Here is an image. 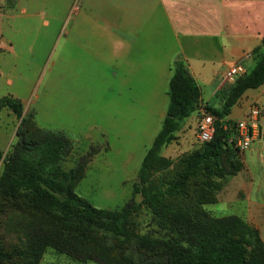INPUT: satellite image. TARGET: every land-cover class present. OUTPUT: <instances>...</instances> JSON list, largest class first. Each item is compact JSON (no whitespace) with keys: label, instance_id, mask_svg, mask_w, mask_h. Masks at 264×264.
<instances>
[{"label":"trees","instance_id":"obj_1","mask_svg":"<svg viewBox=\"0 0 264 264\" xmlns=\"http://www.w3.org/2000/svg\"><path fill=\"white\" fill-rule=\"evenodd\" d=\"M255 60L252 71L220 90V108L205 105L215 118L213 140L170 170L172 162L161 151L202 105L200 86L176 61L166 117L141 165L142 184L120 209L97 208L76 193L86 169L84 163L64 167L74 152L67 132L40 128L24 115L20 100L1 98L0 112L10 110L21 124L11 151L5 155L0 146V264H40L49 250L80 263L264 264V242L255 227L204 208L216 204L226 181L244 168L236 122L228 118L247 91L264 85V53L256 51ZM144 208L160 237L138 231L135 218Z\"/></svg>","mask_w":264,"mask_h":264},{"label":"rangeland","instance_id":"obj_2","mask_svg":"<svg viewBox=\"0 0 264 264\" xmlns=\"http://www.w3.org/2000/svg\"><path fill=\"white\" fill-rule=\"evenodd\" d=\"M20 4L15 21H11L16 31L6 30V36L14 42V53L0 52V99L20 100L24 115H32L40 128L67 132L74 152L64 167L84 163L86 169L76 193L97 208L120 209L132 199L136 184H142L141 165L162 128V114L166 115L169 105V84L161 85V79L156 78L113 79L106 70L92 72L88 65L81 68L80 62L61 55L59 21L47 26L50 18L42 15L29 23L21 11L27 10L28 0H20ZM91 74L100 77H88ZM210 81L204 84L200 80L204 98L216 90L221 78ZM218 101L215 97L211 104ZM204 108L202 102L200 110L175 133V140L162 149L161 156L172 162L170 170L203 145L198 139V124ZM20 124L10 110L0 112V146L5 155L17 141ZM3 166L0 161V174ZM236 177L226 181L217 193L218 202L205 205L206 211L215 217L241 216ZM135 199L140 203L141 194ZM135 222L142 234H162L145 208ZM40 264L99 263H80L49 250Z\"/></svg>","mask_w":264,"mask_h":264},{"label":"crops","instance_id":"obj_3","mask_svg":"<svg viewBox=\"0 0 264 264\" xmlns=\"http://www.w3.org/2000/svg\"><path fill=\"white\" fill-rule=\"evenodd\" d=\"M75 4L28 0L27 10L21 11L29 23L42 15L50 18L47 26L59 21L61 55L92 72L106 70L113 79L156 78L169 84L176 61L184 62L201 88L204 105L220 108L219 101L212 105L211 100L228 85L224 74L236 63L250 72L256 51L264 53V0H80L74 11ZM19 7L20 0H0V52L14 53L6 30L16 31L11 21ZM219 78L216 90L204 98L200 80L210 84ZM255 106L261 110L260 134L242 153L244 168L236 183L240 217L264 242V85L247 91L228 119L242 121Z\"/></svg>","mask_w":264,"mask_h":264},{"label":"built area","instance_id":"obj_4","mask_svg":"<svg viewBox=\"0 0 264 264\" xmlns=\"http://www.w3.org/2000/svg\"><path fill=\"white\" fill-rule=\"evenodd\" d=\"M74 5V11L78 6V2ZM245 73V69L241 63H236L223 76L225 84L233 83L236 78ZM261 110L253 107L247 118L236 123L235 146L241 152L248 150L260 134ZM215 134V118L212 115L204 113V116L198 124V139L204 143L213 140Z\"/></svg>","mask_w":264,"mask_h":264}]
</instances>
